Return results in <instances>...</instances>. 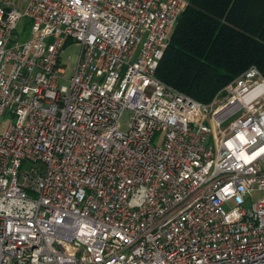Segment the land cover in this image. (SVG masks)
Returning a JSON list of instances; mask_svg holds the SVG:
<instances>
[{"label":"built area","instance_id":"2783aa9c","mask_svg":"<svg viewBox=\"0 0 264 264\" xmlns=\"http://www.w3.org/2000/svg\"><path fill=\"white\" fill-rule=\"evenodd\" d=\"M21 2L0 0V264H264V74L209 103L158 80L187 0Z\"/></svg>","mask_w":264,"mask_h":264},{"label":"trees","instance_id":"16d2710c","mask_svg":"<svg viewBox=\"0 0 264 264\" xmlns=\"http://www.w3.org/2000/svg\"><path fill=\"white\" fill-rule=\"evenodd\" d=\"M251 66L264 74V0H187L155 77L209 103Z\"/></svg>","mask_w":264,"mask_h":264},{"label":"rangeland","instance_id":"374dc122","mask_svg":"<svg viewBox=\"0 0 264 264\" xmlns=\"http://www.w3.org/2000/svg\"><path fill=\"white\" fill-rule=\"evenodd\" d=\"M29 0H22L20 8H23L26 6L27 2ZM28 31V20L26 18L22 19L18 25V28L16 32L20 34L21 32L26 33ZM81 46L78 43L75 42H67L61 52H60V66L65 71L64 80L62 83L64 85H68V79L72 76V74L75 71L77 61L80 55ZM131 119V112L128 110H125L119 119V130L122 132L127 131L129 123ZM7 123V122H6ZM1 124L5 125V118H2L0 120V130H1ZM22 169H27V167L24 165Z\"/></svg>","mask_w":264,"mask_h":264}]
</instances>
